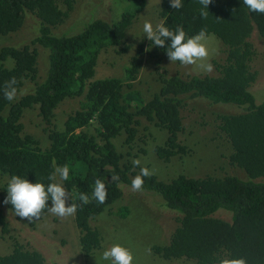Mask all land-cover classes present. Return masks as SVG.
<instances>
[{
	"label": "trees",
	"instance_id": "trees-1",
	"mask_svg": "<svg viewBox=\"0 0 264 264\" xmlns=\"http://www.w3.org/2000/svg\"><path fill=\"white\" fill-rule=\"evenodd\" d=\"M75 1L0 0V35L16 33L27 14L39 20L38 32L29 42L0 47V179L5 180L0 186L2 202L8 196L12 176L47 186L51 183L48 176L54 171L53 160L57 166L68 164L70 178L62 182L73 197L72 201L69 196V204L78 205L74 222L80 250L87 258L101 247V235L90 220L119 199L122 191L118 185H131L142 168L123 160L113 139L123 135V145L131 148L137 139L140 118H144L167 131L163 144L155 145L153 151L160 160L169 162L172 157L189 153L179 140L183 130L181 109L187 98L232 103L243 110L218 114V129L230 145L228 163L243 176L226 173L191 177L181 173L169 181L154 174L144 177L143 190L158 193L166 207L176 213L177 223L169 242L153 245L150 250L167 260L188 259L195 264H220L225 259L264 264V101L256 103L250 91L257 77L251 68L256 52L250 37L256 29L264 40V14L251 12L243 0H212L204 19L199 0H182L179 10L170 6V0H161L158 15L166 27L175 30L182 25L187 37L206 28V35L220 39L225 59L214 62L218 74L170 75L161 65L162 55L168 56L170 39L159 47L145 38L138 42L122 77L94 78L102 50L118 47L119 53L127 52L126 31L144 9L146 0H126L131 6L115 21L97 18L77 33H55L53 28L64 22ZM37 46L47 50L48 64L41 80ZM146 57L155 65L160 87L139 105L133 102L134 95L124 91V85L132 86ZM12 77L18 80L17 93L25 80L33 84L29 92L10 102L4 97V85ZM68 99H77L78 108L58 128L55 110ZM35 106L49 141L44 148L39 139L24 131L21 122L24 110ZM89 127L94 132H88ZM112 175H118L119 180L112 181ZM97 178L107 187L103 204L92 198ZM80 193L88 194L91 202L81 204ZM6 206L14 211L11 203ZM120 210V216L127 215V208ZM219 210L229 213L230 220L216 217ZM46 213L47 208L39 219ZM9 231L6 214L0 208V237L9 235ZM9 239L11 249L0 255V264H46L41 252L24 247L14 236L9 235Z\"/></svg>",
	"mask_w": 264,
	"mask_h": 264
},
{
	"label": "rangeland",
	"instance_id": "rangeland-1",
	"mask_svg": "<svg viewBox=\"0 0 264 264\" xmlns=\"http://www.w3.org/2000/svg\"><path fill=\"white\" fill-rule=\"evenodd\" d=\"M161 0H146L144 9L136 16L126 31L124 44L128 46L125 53H119L118 47H110L100 52L95 67L94 78L122 77L129 59L135 53L138 42L147 38L143 32L144 23L151 22L154 26L161 22L158 15ZM131 3L126 0H76L73 9L63 23L53 28L57 34H72L81 31L85 24L92 19L101 18L108 22L118 19ZM39 20L27 14L24 23L16 33L0 35V47L4 45H20L29 42L30 38L38 32ZM255 48V56L251 61L252 70L257 72L255 82L250 91L256 103L264 101V40L258 35L256 29L250 37ZM206 46L209 56L205 61H198L195 65H182L179 61L171 62L169 57L162 55L163 65L170 75H217L214 62L222 63L225 51L222 42L213 34L206 35ZM38 79H43L47 69L46 48L37 46ZM212 64L211 72L205 71L199 65ZM11 64V60L8 65ZM33 82L25 80L17 93L16 98L29 92ZM160 84L152 60L146 57L137 79L129 88L124 85V91L134 95L135 103L139 105L150 99L158 91ZM141 100H135V98ZM134 103V104H135ZM77 99H68L62 102L55 110L54 123L62 128L67 115L78 108ZM240 105L232 103H211L204 97L187 98L181 109L183 130L179 133V140L189 149L185 156H175L169 162L160 160L153 151L155 145H161L167 137V131L155 127L153 123L140 118L137 139L131 148L123 145L124 136L113 139L123 160L132 162L141 161L142 167H148L160 180L169 181L178 174L191 177L205 175H224L236 173L243 174L236 167L228 163L230 145L224 135L219 133L218 114H234L242 111ZM24 131L35 136L41 147H47L49 141L43 131V121L38 115L37 107L25 109L21 117ZM94 132L93 127L87 128ZM145 149V152L140 151ZM133 176H131L132 178ZM57 181H60L57 177ZM5 182L0 179V186ZM122 195L108 209L90 220L92 227L101 235V247L96 249L89 257H85L80 250L79 231L75 226L74 215L60 218L49 211L33 225L27 219L15 215L0 199V208L5 212L10 233L24 247L41 252L46 264H111L104 260L102 254L115 244L129 248L134 256L133 264H195L188 259H164L152 253L153 245H165L175 229L177 223L174 219L176 213L167 208L162 197L152 191L142 190L134 192L131 185L120 183ZM68 205V200L66 201ZM128 209L127 215L120 216V209ZM120 210V211H119ZM216 217L230 220V214L219 210ZM9 235L0 237V255L11 249Z\"/></svg>",
	"mask_w": 264,
	"mask_h": 264
},
{
	"label": "clouds",
	"instance_id": "clouds-1",
	"mask_svg": "<svg viewBox=\"0 0 264 264\" xmlns=\"http://www.w3.org/2000/svg\"><path fill=\"white\" fill-rule=\"evenodd\" d=\"M199 3L202 5L200 15L202 18L207 19L209 15L208 6L212 3V0H199ZM243 5L247 6L251 12L264 14V0H243ZM170 6L179 10L183 7L182 0H170ZM143 32L154 46L164 47L166 41L170 39L171 43L167 47V55L171 62L179 61L182 65H195L198 61L207 60L209 56V49L205 43L206 28H202L194 36L187 37L182 25L172 30L161 22L154 28L151 22L146 21L143 25ZM199 66L207 72L213 70V66L210 63H201ZM17 84V78L12 77L4 85V97L10 102L14 101L17 96ZM132 163L134 166H139L141 161L135 159ZM52 165L54 171L48 176V180L51 183L47 186L40 182L33 183L18 175L11 177L7 186L8 196L4 203H11L16 216L34 221L40 218L46 208L51 214L60 218L73 216L76 213L78 205L74 202L71 205L66 203L69 196H71L73 201L71 193L66 190L62 183L57 181V177H59L60 181H67L70 178V166L68 164L57 166L55 160H53ZM152 175L153 172L148 167H142L140 174L136 175L131 181L132 191H142L144 177H151ZM118 180V175H112V181ZM107 194L105 182L99 178L95 179L92 198L98 204H103L106 202ZM49 200H51L50 207ZM79 200L81 204L91 202L86 193H80ZM102 258L110 261L111 264H133L134 262L132 251L120 244H115L105 250ZM220 264H246V262L243 259L233 261L225 259Z\"/></svg>",
	"mask_w": 264,
	"mask_h": 264
}]
</instances>
